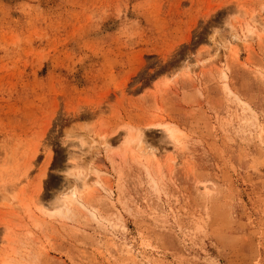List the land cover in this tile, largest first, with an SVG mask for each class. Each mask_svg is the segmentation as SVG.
Segmentation results:
<instances>
[{
    "label": "rangeland",
    "instance_id": "obj_1",
    "mask_svg": "<svg viewBox=\"0 0 264 264\" xmlns=\"http://www.w3.org/2000/svg\"><path fill=\"white\" fill-rule=\"evenodd\" d=\"M263 24L264 0H0V264H264Z\"/></svg>",
    "mask_w": 264,
    "mask_h": 264
},
{
    "label": "bare ground",
    "instance_id": "obj_2",
    "mask_svg": "<svg viewBox=\"0 0 264 264\" xmlns=\"http://www.w3.org/2000/svg\"><path fill=\"white\" fill-rule=\"evenodd\" d=\"M255 23H256V21H255ZM248 27H249V25H248ZM251 27H249V29L246 30V31H248V33L245 35L244 40H248V38L253 37L254 34L260 28V27H254V26L252 28ZM261 28H264V24L262 25ZM238 53L239 52L235 51V54H238ZM166 131H167V134L172 138V141L178 140L176 138L177 137L176 136V134H177L176 132H178V129L177 128H175V127H169V128H167ZM86 136L88 138L85 141V143H89V145H90L91 148H94L97 145V143L100 144L102 146V148L107 149L109 147L108 139L105 138V137H100V136L94 135V134H92L90 132L86 133ZM125 145L127 147L130 146L129 148H131L133 151H135L140 157H145V158H147V156L151 153L150 151H152V149H153L146 142L145 137H144V134H143V131H141V130L137 134H133V133L131 134V133H129V136L127 137V139L125 141ZM90 180L88 178V173L82 175V177L80 176V182H79V184H80L79 187H81L80 190L81 189H86L87 187H89L90 186ZM79 187L75 188V190H74V188H72V190H69V191L68 190L62 191L57 196L56 199H58V202H60V203H62V201L64 202L65 200H70V199H68V198H70V195H77L79 192H81L79 190ZM79 195H80V193H79ZM64 204H66V203L64 202Z\"/></svg>",
    "mask_w": 264,
    "mask_h": 264
}]
</instances>
